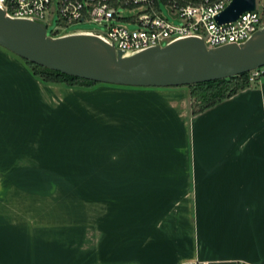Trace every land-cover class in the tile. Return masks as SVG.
<instances>
[{
  "label": "crops",
  "instance_id": "0c3cea01",
  "mask_svg": "<svg viewBox=\"0 0 264 264\" xmlns=\"http://www.w3.org/2000/svg\"><path fill=\"white\" fill-rule=\"evenodd\" d=\"M193 261L264 264V77L193 113L187 87L71 88L0 47V264Z\"/></svg>",
  "mask_w": 264,
  "mask_h": 264
},
{
  "label": "water",
  "instance_id": "95a60500",
  "mask_svg": "<svg viewBox=\"0 0 264 264\" xmlns=\"http://www.w3.org/2000/svg\"><path fill=\"white\" fill-rule=\"evenodd\" d=\"M254 10L255 0H232L215 22H235ZM0 47L42 68L123 87H188L264 68V28L239 46L207 48L201 40L186 39L124 57L98 38H52L45 26L9 19L0 10Z\"/></svg>",
  "mask_w": 264,
  "mask_h": 264
},
{
  "label": "built area",
  "instance_id": "2783aa9c",
  "mask_svg": "<svg viewBox=\"0 0 264 264\" xmlns=\"http://www.w3.org/2000/svg\"><path fill=\"white\" fill-rule=\"evenodd\" d=\"M232 0H0V10L12 20L55 23L50 37L86 34L120 51L124 57L163 48L186 39L201 40L207 48L242 45L264 28V0L235 22L218 25L215 18ZM163 5L167 17L161 14ZM136 12L124 16L125 12ZM170 20H178L175 25ZM94 23L101 30H70L79 23ZM126 25H134L129 29ZM264 77V68L248 73V84ZM186 264H205L199 261Z\"/></svg>",
  "mask_w": 264,
  "mask_h": 264
},
{
  "label": "trees",
  "instance_id": "16d2710c",
  "mask_svg": "<svg viewBox=\"0 0 264 264\" xmlns=\"http://www.w3.org/2000/svg\"><path fill=\"white\" fill-rule=\"evenodd\" d=\"M23 61L30 67L33 74L38 76L44 82L64 84L69 87H75L78 83H80L78 84L79 87H89L90 85L97 84L42 68L25 60ZM247 86H249L248 74H243L230 79L188 86L202 89V93H189L192 112H201L223 99L235 95Z\"/></svg>",
  "mask_w": 264,
  "mask_h": 264
},
{
  "label": "rangeland",
  "instance_id": "374dc122",
  "mask_svg": "<svg viewBox=\"0 0 264 264\" xmlns=\"http://www.w3.org/2000/svg\"><path fill=\"white\" fill-rule=\"evenodd\" d=\"M257 3L259 4V0H257ZM160 9H161V14L164 17H167V13L165 11V8L163 5H160ZM136 12H125L124 16H132L135 15ZM171 22H173V24L178 25L179 21L178 20H170ZM128 26L129 29H135L134 25H126ZM55 27V23L51 24L50 26H48V31H47V36L51 35V31L54 29ZM102 27L98 26L97 24L94 23H88V22H84V23H79L76 25H72L69 27L70 30H75V29H83V30H92V31H97V30H101ZM80 84V83H78ZM77 84V86H75L74 88H85L86 90H93V88L95 87L96 84L90 85L89 87H79V85ZM72 88V87H71ZM189 90V93H202V89H197V87H187ZM87 109V113H86V122H85V133H84V140H85V146L82 148L80 146L79 152L77 153L78 150V143L74 141L72 142V149L74 153H72L70 155V162L71 163H80L83 165L84 170H85V177L86 179H92L93 178V168H94V164H95V138H94V117H93V111H92V107L90 108H86ZM76 118V117H75ZM76 122V119H75ZM76 126H74V128L76 129ZM77 130V129H76ZM75 130V133L77 132ZM75 140V139H74ZM77 141V140H75ZM83 152V153H82ZM75 174V177L77 172H71V176ZM73 177V176H72ZM71 177V178H72ZM87 190V194H91L93 192V188H86Z\"/></svg>",
  "mask_w": 264,
  "mask_h": 264
},
{
  "label": "bare ground",
  "instance_id": "6f19581e",
  "mask_svg": "<svg viewBox=\"0 0 264 264\" xmlns=\"http://www.w3.org/2000/svg\"><path fill=\"white\" fill-rule=\"evenodd\" d=\"M20 21H22V20H20ZM24 21V20H23ZM28 22V21H27ZM77 36H88V37H91V36H89V35H86V34H78ZM65 37H67V36H65Z\"/></svg>",
  "mask_w": 264,
  "mask_h": 264
}]
</instances>
